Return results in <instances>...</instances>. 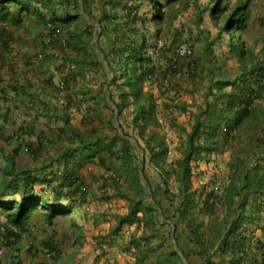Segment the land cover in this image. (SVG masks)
<instances>
[{
    "label": "trees",
    "instance_id": "16d2710c",
    "mask_svg": "<svg viewBox=\"0 0 264 264\" xmlns=\"http://www.w3.org/2000/svg\"><path fill=\"white\" fill-rule=\"evenodd\" d=\"M146 1L151 16L142 14L143 3L137 0H0V18L13 26L30 20L39 38L58 49L49 54V62L58 65L48 82L60 76L62 87L56 90L68 99L62 108L65 129H72L71 141L78 143L53 159L60 168L50 177L20 169L2 185L0 214L8 222L0 223V243H17L43 210L51 224L70 212L74 223L78 216L86 219L84 207L90 208L93 192L83 171L98 161L107 171L104 200L127 205L126 212L113 215V237H122L127 226L143 229V235L130 238L126 252L134 261L127 264H264V34L260 49L245 38L254 2L238 0L231 7L230 0ZM191 2L197 7L196 30L193 25L173 30ZM174 4L182 7L168 16L163 6ZM206 14L219 29L216 34L203 27ZM165 22L168 28L162 27ZM224 34L228 51L219 54ZM8 35L7 26L0 25L5 46ZM73 93L82 102L95 101L82 121L93 124L91 130L71 126ZM187 93L203 99L190 103ZM103 110L110 112L106 121ZM163 112L182 137L176 161H170ZM185 113L190 129L176 117ZM226 152L231 158L222 194L213 189V180L194 189L198 164ZM148 162L158 182L148 176ZM220 209L226 213L222 223ZM205 216L215 218L207 223ZM93 218L99 226V217ZM167 225L169 233L162 231ZM51 249L60 253L58 246Z\"/></svg>",
    "mask_w": 264,
    "mask_h": 264
},
{
    "label": "crops",
    "instance_id": "0c3cea01",
    "mask_svg": "<svg viewBox=\"0 0 264 264\" xmlns=\"http://www.w3.org/2000/svg\"><path fill=\"white\" fill-rule=\"evenodd\" d=\"M253 11L251 28L254 20L263 28L264 3L255 1ZM31 23L30 20H24L21 26H13L0 18V25H6L9 31L6 37L7 46L0 40V188L20 169L32 171V174L38 176L48 174L50 177V173L53 174L55 169L60 168L59 165L53 164V159L64 149L78 145L71 141L72 129H65L64 119L67 117L64 116L62 108L68 99L65 92L56 90V86L60 87L61 84L60 76L48 82L52 74L57 73L56 65H58V62H49V54L56 53L58 49L48 45L49 39H40L38 32L32 29ZM233 63L230 66L235 69L236 65ZM97 88L96 85L95 89ZM156 93H158L157 89ZM79 98H81L79 95L73 93L72 99L76 105L68 111L71 126L81 131L91 130L93 124L82 121L96 106L95 101L82 102ZM185 99L193 103L194 100L200 102L203 98L200 94H188ZM163 100V98L159 100L160 104ZM161 108L163 110V106ZM103 117L105 121L108 120L110 112L103 110ZM169 117L165 112L161 114V120L167 125V135L172 147L170 161H176L181 157L177 147L182 137L177 130L171 129L168 125ZM176 117L182 125L191 128L189 113L177 114ZM94 124L98 125L99 121L94 119ZM104 124L103 129L106 131V122ZM230 158V152H226L221 156H214L209 163L200 162L199 167L195 168L193 180L198 178L201 184L211 183V180L217 182L213 189L215 188V191L221 195L223 183L228 176L227 162ZM148 167H151L150 173L147 172ZM146 172L148 176L153 175L152 180L157 178L159 181L155 168L149 162L146 164ZM83 173L86 184H92L90 191L92 190L94 197L106 194L102 192L101 187L105 186L107 171L98 161L88 164ZM201 184L194 185V188L200 187ZM108 190L111 191L110 188ZM6 197H10L9 194ZM15 197L19 198L20 195L17 194ZM119 202L120 206L126 204L124 201ZM91 206L92 204L88 208L90 211L93 210ZM225 217L226 213L220 209L218 222L222 223ZM4 218L0 215V223L5 225L8 221ZM209 218L205 216L207 223H211L215 217H212V220ZM26 234L24 232L23 237L21 236L25 243L23 248L29 250L33 239L30 241ZM76 239L79 242V238ZM218 255L217 260L221 257L220 254Z\"/></svg>",
    "mask_w": 264,
    "mask_h": 264
},
{
    "label": "rangeland",
    "instance_id": "374dc122",
    "mask_svg": "<svg viewBox=\"0 0 264 264\" xmlns=\"http://www.w3.org/2000/svg\"><path fill=\"white\" fill-rule=\"evenodd\" d=\"M137 1H142L143 3V15L147 14L151 16L153 14V9L149 2L146 0ZM157 1H159L160 5H163L162 3H164L166 0ZM237 1L238 0H230V6L233 7ZM252 1L264 3V0ZM204 2L205 1H201L200 3ZM181 7L182 6H180V4H174L171 7L163 6L164 11L167 12L168 16L171 10H180ZM196 14L197 7L191 2L188 10L179 13V18L175 22V28L173 30H176L177 27L189 28L192 25L193 29L196 30L194 25L195 22H193L197 17ZM205 17L206 21L203 24V27L216 34L219 29L216 28L211 21H209L210 17L208 14H206ZM253 24L254 25H252V28L246 32L245 38L251 47H258V49H260L261 45L258 44V41L261 35L264 34V27L261 28L259 25L260 23L256 20L253 21ZM162 27L168 28V22L163 23ZM149 29L150 31H153L152 24H149ZM223 38L225 40L219 42L216 47V50L219 54H224L228 51V34H224ZM161 39H164V37H161ZM227 61L229 65H231L234 62V59L229 58ZM135 135H138V133L135 132ZM149 168L151 167H148V173L151 172ZM150 177L152 178L153 175ZM152 181H154V183L158 182L157 178H154ZM199 184L201 183H199L198 178H195L194 180L192 179L193 188L195 187L194 185L199 186ZM205 185L206 184H201L200 187H197V189H201ZM88 186L91 187L92 184L89 183ZM40 187L42 186H38L37 189L40 190ZM45 187L47 188V186ZM47 189L48 191H51V188L48 187ZM90 198V204H92L91 208H93V210L90 211V209H88L89 207L86 205L84 209L86 212H88L87 218L84 219L78 216V222L75 223L71 218L72 212L66 216H56L53 220L54 224H51L46 220V211L44 210L34 215L30 220L28 230L25 232L27 233L26 235H28L29 240L33 239L32 247L29 250L23 248V246H25V243H23L24 239L22 240L23 234L21 239L14 245H8L5 240L1 241V243L6 247V254L2 264H11V262H17L20 264H127L130 261L133 262L134 255L132 252H126V247H128L130 238L134 233L143 235V229L137 230L136 225L132 227L127 226L123 230V235L121 234L122 237L114 238L111 232V229L116 222L113 215L127 211L126 204L123 203L122 206H120V202L117 200L108 203L106 200H104L103 196L98 195V197H94L93 193ZM124 207H126V209ZM123 208L125 210H123ZM0 215L6 219L7 215L3 213ZM95 216L99 217L100 219L99 226H95L94 224L93 217ZM6 221L8 220L6 219ZM170 229L171 226L167 225L165 228H162V231L169 233L168 231ZM80 233L81 236L79 237L78 235ZM149 235H151V233ZM77 237L79 238V242H77ZM152 241L154 242V245L157 246V237L153 238ZM57 246L60 248V253H56L53 251V249H51L52 247L55 248Z\"/></svg>",
    "mask_w": 264,
    "mask_h": 264
},
{
    "label": "built area",
    "instance_id": "2783aa9c",
    "mask_svg": "<svg viewBox=\"0 0 264 264\" xmlns=\"http://www.w3.org/2000/svg\"><path fill=\"white\" fill-rule=\"evenodd\" d=\"M182 53L184 54L185 51H182ZM60 87H62V84H60ZM5 254H6V247L2 243H0V264L3 263Z\"/></svg>",
    "mask_w": 264,
    "mask_h": 264
}]
</instances>
